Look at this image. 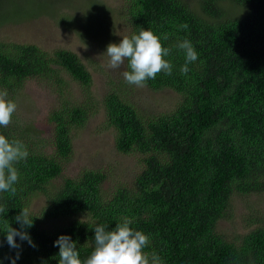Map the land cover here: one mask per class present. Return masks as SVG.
<instances>
[{"label": "trees", "instance_id": "obj_1", "mask_svg": "<svg viewBox=\"0 0 264 264\" xmlns=\"http://www.w3.org/2000/svg\"><path fill=\"white\" fill-rule=\"evenodd\" d=\"M55 3L0 0V26L54 14ZM118 19L131 26L129 33L117 34ZM79 26L117 44L150 28L171 50L166 59L173 68L171 75L158 73L147 86L171 88L181 97L173 108L143 114L130 101L133 85L125 80L101 100L92 95L93 75L74 51L50 53L35 43L0 40V91L16 103L30 80H40L57 93V104L44 118L51 152L40 144L42 131L16 113L7 127H0V134L19 139L29 153L15 165V196L0 193V206L7 211L0 214V230L7 223L20 229L15 217L28 208L33 222L24 230L35 245L16 237L20 247L12 249L0 231V264H12L17 253L15 264H58L54 242L60 235L70 236L80 258H87L94 248V226L112 230L125 217L133 221L130 227L150 235L144 251L155 252L163 264H264V216L233 239L218 229L231 214L234 196L264 193V0H200L198 8L187 0H124L115 11L91 4ZM184 39L198 53L186 75L180 72L184 52L177 47ZM64 72L86 94L67 96L70 83ZM101 109L115 131L116 149L138 155L141 170L106 190L102 170L84 169L59 181L74 152L75 131ZM37 195H45L47 203L33 212ZM60 219L66 221L45 226Z\"/></svg>", "mask_w": 264, "mask_h": 264}, {"label": "rangeland", "instance_id": "obj_2", "mask_svg": "<svg viewBox=\"0 0 264 264\" xmlns=\"http://www.w3.org/2000/svg\"><path fill=\"white\" fill-rule=\"evenodd\" d=\"M54 14H45L30 21L7 23L0 26V40L19 43H35L48 52L57 49H69L79 55L83 63L93 75L91 86L92 95L102 99L109 93L115 83L125 80L123 72L127 64L112 70L107 67L109 58L106 49L111 41H104L94 36L92 31L80 27L79 22L84 19L91 4L108 6L112 11L120 9L124 0H54ZM194 8L199 7L200 0H187ZM117 17V16H116ZM117 34L120 31L131 30V26L124 20H117ZM126 35L121 33L120 37ZM117 36V35H116ZM63 76L70 83L64 91L67 96H83V88L77 84L67 72ZM44 81L30 80L27 86L16 97L18 119L22 122H33L41 130L40 144L46 150H53L52 135L46 129L44 118L48 110L56 103V88ZM112 85V87H111ZM54 88V89H52ZM130 101L143 114H159L173 108L180 99L178 92L171 88L154 90L148 86L130 88ZM72 92V93H70ZM115 131L108 126L103 109L94 114L86 126L75 131L73 139V155L66 163L63 175L58 179L62 181L67 176H77L84 169L102 170L107 175L104 190L110 189L122 182L132 180L142 168L140 157L133 154H123L116 149ZM57 181V183H59ZM56 185H54L55 188ZM231 214L221 219L218 229L227 238L233 239L249 232L256 226L258 215L264 216V193L252 195H236L233 198ZM47 203L45 195H37L31 201L30 210L39 212ZM65 219L46 222V227L61 225Z\"/></svg>", "mask_w": 264, "mask_h": 264}, {"label": "clouds", "instance_id": "obj_3", "mask_svg": "<svg viewBox=\"0 0 264 264\" xmlns=\"http://www.w3.org/2000/svg\"><path fill=\"white\" fill-rule=\"evenodd\" d=\"M187 28V25H182ZM163 39L167 40V34H163ZM177 47L184 52L185 63L181 66V74H187L190 69L188 64L197 61L198 53L191 42L187 39L179 42ZM171 50L164 47L161 36L155 34L150 28L145 30L140 28L138 34L130 37L124 36L117 43H109L106 55L109 58L107 67L115 70L125 65L127 61L128 69L123 72L125 81L138 88L147 86L149 79H155L158 73L172 74L173 65L166 59ZM17 110V104L8 98L6 90L0 91V127H7L12 116ZM29 153L26 146L19 139L9 140L4 134H0V193L10 192L15 196L17 189L14 186L19 179L17 163L26 160ZM7 211L0 206V214ZM15 220L20 225V229L12 228L6 224L3 231L10 248L18 249L20 245L16 241L19 237L21 241L35 247L25 228L32 226L33 219L30 218L28 208L21 209ZM133 221L123 218L122 222L116 223L115 228L108 230L105 225L94 226V248L87 258L81 259L77 251V244L68 235H60L54 242V246L59 248L58 264H163L161 258L155 253L150 255L144 249L150 243V235L141 230H135L130 225ZM19 258V253L12 259V264Z\"/></svg>", "mask_w": 264, "mask_h": 264}]
</instances>
